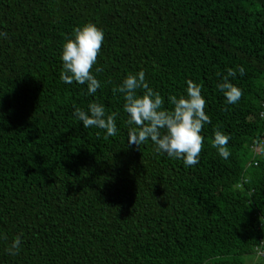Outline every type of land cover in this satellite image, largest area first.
Instances as JSON below:
<instances>
[{
	"label": "trees",
	"instance_id": "obj_1",
	"mask_svg": "<svg viewBox=\"0 0 264 264\" xmlns=\"http://www.w3.org/2000/svg\"><path fill=\"white\" fill-rule=\"evenodd\" d=\"M87 22L104 32L94 95L60 78ZM0 33V264H264V0H0ZM229 68L236 104L217 87ZM141 70L167 109L201 86L198 164L128 144L113 88ZM90 102L117 113L115 136L76 119Z\"/></svg>",
	"mask_w": 264,
	"mask_h": 264
},
{
	"label": "clouds",
	"instance_id": "obj_2",
	"mask_svg": "<svg viewBox=\"0 0 264 264\" xmlns=\"http://www.w3.org/2000/svg\"><path fill=\"white\" fill-rule=\"evenodd\" d=\"M7 36V33H0ZM104 42V32L94 23L87 22L73 29L62 45V71L60 78L63 82H73L87 86V94L94 95L100 88V81L93 74ZM100 71L99 68L96 69ZM241 76L244 68H239ZM236 69L229 68L227 75L217 85L229 104H236L242 97V90L229 81L235 78ZM186 95L179 98L169 96L171 109L164 108V99L159 92L149 87L143 70L129 73L121 85L113 88V92L123 94V111L128 115L127 129L128 144L136 145L151 141L157 153L167 154L170 158L183 160L185 166L192 167L199 163L203 148L204 137L201 135L204 125L211 123L206 114V100L202 96L201 86L188 80ZM141 90V94H138ZM264 115V114H262ZM74 116L81 121L84 128H99L106 130V137L117 133V113L107 114L105 107L96 102L88 104V110L74 107ZM230 137L220 130L214 132L212 146L219 155L228 159L231 153L227 149ZM21 236H16L7 251L16 255L20 249Z\"/></svg>",
	"mask_w": 264,
	"mask_h": 264
},
{
	"label": "built area",
	"instance_id": "obj_3",
	"mask_svg": "<svg viewBox=\"0 0 264 264\" xmlns=\"http://www.w3.org/2000/svg\"><path fill=\"white\" fill-rule=\"evenodd\" d=\"M263 106H264V103L262 104ZM252 150H253V155L255 156V155H258L259 153H260V150H258V148H256V147H252ZM256 164V162L254 161L253 162V165H255ZM264 246V243H263V241L261 240L260 241V243H259V245L258 246H256L255 247V254L257 255V256H261V257H263V259H264V251L262 250V249H260L261 247H263Z\"/></svg>",
	"mask_w": 264,
	"mask_h": 264
}]
</instances>
